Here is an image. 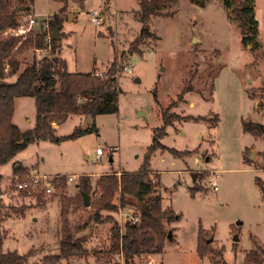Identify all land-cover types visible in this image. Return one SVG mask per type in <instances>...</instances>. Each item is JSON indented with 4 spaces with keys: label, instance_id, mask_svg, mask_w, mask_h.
Returning a JSON list of instances; mask_svg holds the SVG:
<instances>
[{
    "label": "rangeland",
    "instance_id": "1",
    "mask_svg": "<svg viewBox=\"0 0 264 264\" xmlns=\"http://www.w3.org/2000/svg\"><path fill=\"white\" fill-rule=\"evenodd\" d=\"M255 6L261 44L257 50L242 43L241 23L224 0L203 5L199 0L162 2L161 14L149 22L151 35L138 47L132 44L143 27L139 0H34L28 9L15 8L19 24L33 14L38 27L59 13L63 23L54 36L68 70L108 74L115 66L119 98L118 112L95 118L71 115L57 128V136L71 135L78 126L95 125L94 131L60 144L30 143L0 168L3 250L31 251L28 264L60 254L65 207L69 226L80 227L75 235L88 252L59 264H125L114 247L117 230L122 236L131 217L140 224L139 205L161 196L162 210H173L180 218L164 220L162 253L138 255L134 263L246 264L253 251L250 263L264 264V198L257 183L259 177L264 185V136L245 131L243 125L264 124V0H255ZM95 11L102 13L104 23L92 21ZM39 55L34 48L16 54L18 73ZM126 64L132 72L123 70ZM17 76L7 80L15 82ZM36 116L35 97L16 98L13 121L21 131L33 128ZM161 126L166 129L161 143L182 155L157 150L150 159L154 191L125 207L117 195L118 210L103 212L114 216L113 221L92 220L94 211L81 196L82 178L91 180V201L100 198V175L143 167L154 130ZM98 148L104 152L99 154ZM18 165L23 171H16ZM35 171L62 176V183L50 195L17 189L18 181ZM214 175L218 189L209 183ZM69 176L77 178L67 182Z\"/></svg>",
    "mask_w": 264,
    "mask_h": 264
},
{
    "label": "trees",
    "instance_id": "2",
    "mask_svg": "<svg viewBox=\"0 0 264 264\" xmlns=\"http://www.w3.org/2000/svg\"><path fill=\"white\" fill-rule=\"evenodd\" d=\"M18 1L19 5L14 2ZM34 0H0V167L8 164L20 152L24 151L28 144L37 141L49 140L60 144L65 139L76 140L79 136L87 134L96 129V126L82 128L68 136H57V127L66 122L71 115L85 114L92 118L99 114H110L118 112V78L116 77L115 66L111 67L105 77L92 73L70 72L67 62L59 54L61 47L59 37L54 36L55 28H60L63 20L59 13L49 19V28L53 31L51 50L47 55L28 65L23 71L18 73L20 68L19 59L16 54L23 52L27 48L41 50L47 47L45 44V32L40 29L32 31L28 35L9 34L8 32L19 26L17 20L18 13L15 8L23 11L30 8ZM82 3L85 0H80ZM168 0H140L142 22L141 34L133 42L132 47L142 44L144 38L151 35L149 22L154 15L161 14L160 6L162 2ZM206 0H199L203 5ZM224 6L233 9L235 18L241 23V40L246 46L251 45L252 50L260 47V23L256 18L255 0H224ZM6 37H2L3 35ZM114 65V64H113ZM18 74L15 82L7 80L9 76ZM60 85L58 87V83ZM189 90V85L184 91ZM264 90V88H263ZM33 96L36 100V120L33 128L27 132L20 130L13 121L15 100L18 97ZM170 120L167 118L166 123ZM245 131L260 132L264 136V124L250 121L243 122ZM166 129L156 128L154 130L153 145L145 155V165L135 172H112L103 174L98 178L101 185L100 198L92 202L91 208L94 211L90 218L95 222L112 220L114 216H105L103 212H116L118 203L115 201L117 195L120 197V205L125 207L133 204L134 199H144L154 191L149 175L151 173V155L157 150H170L173 155L179 156L183 152L171 149L161 143ZM264 156V152H263ZM16 171H23L22 166ZM264 198V185L257 177ZM81 196L83 192L92 193L91 180L88 177L82 178L79 183ZM63 200L68 198L62 196ZM84 198V197H83ZM148 214L141 215V223H127L126 232L120 236L117 230L114 247L121 251L125 264H136V256L148 253H162L164 241L167 237L164 220L174 221L179 219L175 211L162 210V197L154 196L148 199L146 206ZM140 208L143 206L139 205ZM3 205L0 202V223L4 216L1 211ZM68 211L64 207L62 214L65 223L62 228V238L60 241L61 253L57 255L48 254L43 259L42 264H59L64 259L80 257L88 251L83 247L81 239L76 237V232L80 227L72 228L68 224ZM6 233L0 230V264H28L31 251L22 253L17 249L3 250ZM200 253L204 255V248L199 247ZM253 251L248 254L249 262ZM250 257V258H249Z\"/></svg>",
    "mask_w": 264,
    "mask_h": 264
},
{
    "label": "built area",
    "instance_id": "3",
    "mask_svg": "<svg viewBox=\"0 0 264 264\" xmlns=\"http://www.w3.org/2000/svg\"><path fill=\"white\" fill-rule=\"evenodd\" d=\"M91 19L95 24H102L105 22V17H103L102 13L100 12H91ZM38 20L33 14H28L27 21L20 23L19 26L15 29H17V32H14L16 35H28L32 31L37 30H44L45 32V44L47 45L46 48L37 50L40 52L39 58L42 57V55H47L49 51L51 50V41L53 38V34L51 33V28H49V20L47 22H44L40 27H38ZM12 29V30H15ZM124 71L132 72V69L126 64V66L123 68ZM95 75L105 77L107 74H102L98 71L94 72ZM104 152L103 148H98V153L102 154ZM217 173L216 171H214ZM217 175V174H215ZM214 175V176H215ZM62 176H49L47 174H40L39 172L35 171L32 172L25 181H18L16 184L17 189H23L27 192H41L44 194H52L54 193L55 186L61 185L62 183ZM77 178L76 176H69L66 180L67 182L74 181V179ZM210 186L214 187V189H218L216 176L213 181H209ZM6 193H2L1 197H5ZM130 221L132 223H137L138 218L137 217H131Z\"/></svg>",
    "mask_w": 264,
    "mask_h": 264
},
{
    "label": "water",
    "instance_id": "4",
    "mask_svg": "<svg viewBox=\"0 0 264 264\" xmlns=\"http://www.w3.org/2000/svg\"><path fill=\"white\" fill-rule=\"evenodd\" d=\"M109 24V23H108ZM107 24V25H108ZM55 37L56 38H58V36H56L55 35ZM249 47H250V45H249ZM253 154H254V152H252V154L250 155V158H252L253 157ZM19 167V166H18ZM193 178H194V180L196 179V177H195V175H193L192 176ZM83 197H84V205H85V207H89V206H91V197H90V195L88 194V193H86V192H83ZM141 212H142V214H144V215H147L149 212H148V208L146 209V205H143L142 206V209H141ZM171 236H172V231H170L169 232V234H168V237L169 238H171ZM234 240L236 241V240H238V237L236 236L235 238H234Z\"/></svg>",
    "mask_w": 264,
    "mask_h": 264
},
{
    "label": "crops",
    "instance_id": "5",
    "mask_svg": "<svg viewBox=\"0 0 264 264\" xmlns=\"http://www.w3.org/2000/svg\"><path fill=\"white\" fill-rule=\"evenodd\" d=\"M139 1H140V0H139ZM13 76H15V75H13ZM58 127H59V126H58ZM58 127H57V128H58ZM18 166L20 167V165H18ZM18 166H17V167H18ZM1 167H2V166H1ZM1 167H0V168H1ZM23 218H28V217L26 216V217H23ZM36 219L38 220V218H36ZM8 222H9V221H7V223H8Z\"/></svg>",
    "mask_w": 264,
    "mask_h": 264
}]
</instances>
